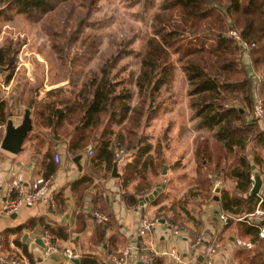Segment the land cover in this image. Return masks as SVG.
Instances as JSON below:
<instances>
[{
    "label": "trees",
    "instance_id": "16d2710c",
    "mask_svg": "<svg viewBox=\"0 0 264 264\" xmlns=\"http://www.w3.org/2000/svg\"><path fill=\"white\" fill-rule=\"evenodd\" d=\"M85 1L92 7L99 0ZM159 2L158 11L152 21L155 42L150 53L151 58L156 61L151 62L142 80L148 87L153 84L156 90L169 80L167 68H161L159 73L156 71L157 61L166 64L168 59L177 57L176 63L187 83L186 97L192 119H195L199 126L214 131L216 142L224 149L222 157L232 160L230 165H222L220 161L215 164L214 169L203 168L212 161V156L206 142L197 144L194 152L197 163V188L207 189L208 194L205 196L211 201L214 182L209 178L210 171L217 174L218 181L225 182L230 179L235 182L232 191L221 192L220 211L227 216V223L223 228H235L240 239H247L256 245L252 250H245L248 264H264V240L258 238V228L244 221L234 220L253 213L257 206L264 211V196L248 195L252 187L253 167L260 175L263 174L264 158L253 146L252 157H248L247 147L253 142L256 145H264V132L259 130L256 120H248L254 109L253 88L240 48V42L255 44V47L250 48L248 59L252 69L262 76L260 87L264 89V0ZM6 5L31 20H37L53 10L52 0H0V8ZM231 30L238 32L240 42L228 35ZM0 68L3 72H9L5 79V84H8L15 67L12 61H5L2 50ZM111 69L112 65H102L98 73L93 74L72 97H66L63 87L45 91L41 99H38L37 91L36 97L32 99L31 109L32 116L41 121L40 126L48 130L49 145L66 144L72 157L80 155L84 149L90 147L94 152L92 158L104 160L107 172L111 170L114 161V146L111 144L114 133L112 124L115 120L119 124L123 122L129 111V94L116 93L110 78ZM61 95L64 98H59ZM12 98L14 97L0 101V125H4L7 117L13 115L17 101L13 102ZM114 142L119 151H130L134 148L122 133L117 134ZM150 148L148 144L138 146L132 162L125 166L122 176L124 183L131 177L129 167L136 168L137 163L144 158L137 175L142 178L140 185L150 188L144 171L149 167L152 173H156L155 169L161 166L159 164L154 168L151 157L148 156ZM51 154L52 151L46 154L48 163L45 166L44 178L52 176L57 168ZM91 182L90 176L83 175L70 184V189L73 193L82 194ZM159 203V196L149 202L152 206ZM170 223L183 227L175 220ZM104 224L110 223L106 221L97 226L95 235L98 242L105 237ZM30 227L32 225L28 224V228ZM46 230L56 237L67 238V235L59 233L62 230L60 227ZM136 247L140 253L139 241L136 242ZM23 250L28 255L26 250ZM153 262L152 264H162L156 260ZM79 264L103 263L91 257H84L80 259Z\"/></svg>",
    "mask_w": 264,
    "mask_h": 264
},
{
    "label": "crops",
    "instance_id": "0c3cea01",
    "mask_svg": "<svg viewBox=\"0 0 264 264\" xmlns=\"http://www.w3.org/2000/svg\"><path fill=\"white\" fill-rule=\"evenodd\" d=\"M242 59L252 80L253 104L257 98L261 100L264 107V101L261 98V92L264 93V89L260 87L262 76L252 69L248 57L243 55ZM183 78L181 101L173 98L170 101L171 105H164L165 110L160 112L157 121L163 127L154 129V137L149 131L152 129H142L144 136L151 135L149 143L152 149L148 152V156L151 157L154 168L161 164L158 166V173L155 169L157 174L152 173L149 167L144 171L151 183L149 189L140 185L141 179L137 175L144 158L137 163L136 168L129 167L131 177L126 183L122 178L125 166L132 162L138 146H141L137 133L132 135L136 137V140H130L134 148L122 152L121 158L119 156L113 161L109 172L106 171L104 160L98 161L92 158L94 152L90 147L89 151L84 149L80 154V169H78L73 162L74 157L67 151L66 144L49 145L47 138L38 139L35 133L32 135V131L28 133L22 144V150L17 155L0 148V246L2 252L10 259H27L29 264H73L72 261H67L58 255L46 257L43 254L42 245L38 243V240L41 243V235L47 232V228L60 227L62 230L59 233L67 235V238L53 235L56 237V244L61 248L74 251L79 263L81 258L91 257L103 264H114L110 260L114 257L119 258L128 247L134 245L136 226L140 219L148 217L157 221L141 241L146 253L152 256L150 264L153 260L158 263L162 262V264H178L172 258L171 251L173 250L179 253L185 264H202L205 243H213L216 246L217 254L214 264H240L237 254L252 250L256 245L247 239H240L235 228H223L225 224L220 220L219 204L221 192L232 191L235 182L230 179L225 182L218 181L217 174L210 171L209 178L214 182V187L211 191V201H206L203 197L208 194V190H200L196 184L197 163L194 152L197 144L206 142L212 161L205 164L203 168L214 169L215 164L220 161L222 165H230L232 160H225V156L214 160L212 146L218 144L222 152L224 149L216 142L214 131L199 126L197 121L192 119L187 104V83L184 75ZM171 90L173 92V86ZM178 109L181 110L179 120L166 118L168 115L172 117ZM253 113L254 109L248 116V120H256L259 130L264 132V117L255 118ZM35 128L36 126L33 130ZM41 129L47 130L42 126ZM115 134H112L113 150H116ZM122 134L126 137L124 132ZM4 135L5 125H0V144ZM196 138L200 141L195 143ZM157 145L159 146L158 152L154 153ZM252 146L264 158V145H256L254 142L247 147V156L252 157ZM51 151L52 160L57 168L48 179L50 186L57 192L56 206L48 208L45 203L39 202L33 206L21 207L14 213H7L4 210V203L7 198L16 196L12 188L14 182L18 181V177L21 176L22 185L29 187L36 178L43 177L45 166L48 163L46 154ZM55 154L59 156V162H55ZM113 164L116 165L115 176L112 175ZM164 166L167 169L165 175H162ZM253 170L252 178L254 173L260 176L254 167ZM83 175L92 178L91 184L82 194L73 193L70 184ZM155 175L160 178L156 179ZM163 181L165 187L158 194L160 203L157 206L147 204L139 210L140 199ZM218 182L222 183V187L217 196L218 200L215 201L213 191ZM95 213L103 215L110 223L109 225L104 224L106 234L99 242L95 234L97 226L102 223H98L95 219ZM170 219L183 227L170 223ZM28 224L32 227L28 228ZM231 231L234 234L230 233ZM196 235H202L204 243L191 248ZM237 241L250 243L251 247L238 245ZM136 262H131L128 258L124 264H136Z\"/></svg>",
    "mask_w": 264,
    "mask_h": 264
},
{
    "label": "rangeland",
    "instance_id": "374dc122",
    "mask_svg": "<svg viewBox=\"0 0 264 264\" xmlns=\"http://www.w3.org/2000/svg\"><path fill=\"white\" fill-rule=\"evenodd\" d=\"M52 3L53 10L37 20L28 19L7 5L0 8V50L5 61H12L15 67L8 84L5 79L9 72L0 68V101L10 97H14L13 102L17 101L13 115L7 120L11 119L14 126H18L37 91L40 99L45 91L63 87L66 97H72L102 65L109 64L116 93L129 94L127 118L120 124L117 120L112 124L115 136L124 132L127 141H135L132 135L137 133L142 146L148 144L151 150V135L144 136L142 129H152L149 131L154 137V129L162 126L157 120L165 110L163 106H169L173 98L181 101L184 85L175 56L166 64L157 61L156 71L159 73L161 68H167L169 73V80L159 88L155 90L153 84L148 87L142 80L151 62L156 61L150 53L155 42L152 21L159 0H99L92 7L85 0H52ZM140 83L144 86L140 87ZM261 98L264 101L263 91ZM180 113L178 109L172 117L166 118L179 120ZM32 117L33 127L36 126L32 128V135L35 133L38 139L47 138L48 131L41 129L40 120ZM199 141L195 139V143ZM158 147L155 146L154 153L158 152ZM116 152L119 150L113 152L114 161ZM212 152L214 160L223 156L218 144L212 146ZM203 198L209 201L206 196ZM237 260L240 264H248L247 253H238Z\"/></svg>",
    "mask_w": 264,
    "mask_h": 264
},
{
    "label": "built area",
    "instance_id": "2783aa9c",
    "mask_svg": "<svg viewBox=\"0 0 264 264\" xmlns=\"http://www.w3.org/2000/svg\"><path fill=\"white\" fill-rule=\"evenodd\" d=\"M228 35L233 39L240 42V36L237 31L231 30L228 32ZM251 47H255V44L252 43L248 45L245 42H240L241 52L244 56L248 57L249 51ZM254 117L262 118L264 117V107L261 100L255 98L254 100ZM122 151L116 152L115 156L119 157ZM90 154V152H89ZM55 162H59V156L57 154L54 155ZM261 179V187L259 193L256 196H264V173L260 175ZM252 185H253V178ZM21 176L18 177V181H15L12 188L16 193L14 198H7L4 203V210L7 213H14L18 209L24 206H33L39 202L45 203L48 208H54L56 206V195L57 192L53 190L50 186V182L48 178L38 177L36 178L29 187L22 185ZM95 219L98 223H104L106 218L98 213L94 214ZM220 220L226 224L227 216L224 214L220 215ZM236 221H245L252 226L258 228V238L264 240V227L261 225V221L264 220V211H262L259 206H257L253 213L249 215L239 217L234 219ZM156 220H151L143 217L139 220L136 229H135V243L128 247L119 258H112L110 261L114 264H124L127 262V259L130 258L131 262L142 261L144 264H150L152 261V256L146 253V249L143 247L142 239L146 237V235L151 231ZM140 242L141 252L139 253L136 247V242ZM41 243L43 247V254L46 257L50 256H61L67 261H72L77 258V254L68 248H61L56 244L55 237L49 233L44 232L41 235ZM204 243V239L202 235H196L195 241L191 248L202 245ZM238 245L245 246L247 248L251 247L250 243H245L241 241H237ZM217 254L216 246L213 243H205L203 246V257L202 264H214V258ZM172 258L178 264H185L182 257L176 250L171 251ZM0 264H29L27 259H10L3 252L0 246Z\"/></svg>",
    "mask_w": 264,
    "mask_h": 264
},
{
    "label": "water",
    "instance_id": "95a60500",
    "mask_svg": "<svg viewBox=\"0 0 264 264\" xmlns=\"http://www.w3.org/2000/svg\"><path fill=\"white\" fill-rule=\"evenodd\" d=\"M33 101L31 100L27 106V108L24 110V114L22 117V121L18 126H14L11 119L7 120L5 124V135L2 139V142L0 144V148L8 153H11L13 155H17L22 150V144L27 137L28 133L32 131L33 124L31 119V109H32ZM86 151H89V148L86 149ZM80 155H77L73 158L74 164L80 169L79 165ZM167 167L164 166L162 170V175H165ZM112 175H116V165H114L112 169ZM165 187V182L161 183L160 185H157L148 195L141 198L139 201V210H142L143 207L151 200H153L158 194L162 191V189ZM222 187V183L218 182L217 185L214 188L213 193L215 194L214 200H218V194L220 193V189ZM261 187V179L260 176L257 173H254L253 175V185L249 191L250 196H255L259 193ZM162 222V221H161ZM261 225L264 227V220L261 221ZM38 243H40V240H38ZM73 264H79L77 259L72 260ZM136 264H144L142 261H137Z\"/></svg>",
    "mask_w": 264,
    "mask_h": 264
}]
</instances>
